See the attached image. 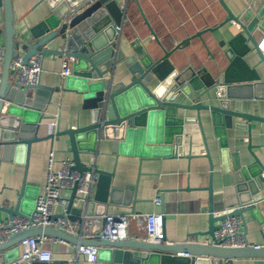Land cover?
Returning <instances> with one entry per match:
<instances>
[{
	"label": "water",
	"instance_id": "95a60500",
	"mask_svg": "<svg viewBox=\"0 0 264 264\" xmlns=\"http://www.w3.org/2000/svg\"><path fill=\"white\" fill-rule=\"evenodd\" d=\"M137 1V0H135ZM13 0H0V35L4 36L6 54L1 64L0 84V158L4 159L17 149H26V170L32 145L38 142L67 136L73 152L75 169L79 172L93 171L98 176L95 200L103 206L113 203L111 195L117 190L112 187L114 173H106L83 164L80 154L83 151L92 153L97 140L103 139L113 143L115 155L136 154L142 158H160L177 154V147L183 140L184 125L195 121L202 129L201 112H211V118L217 127V137L223 149V158L227 159L228 144L226 127L231 128L230 119L244 117L257 119L252 115L240 113L238 108L230 109L231 100L240 105L242 99L250 96L249 89L263 83L261 74L245 60L247 54L256 51L264 64V54L255 38L257 33L264 35V0H254L245 12L236 16L219 0L227 13L221 27L234 23L241 31L230 43L225 56L229 60L228 67L214 77L205 69L196 71L188 67L179 71L171 63L170 57L175 51H181L193 38H201L203 32L197 33L168 52L164 48L163 57L155 59L145 49L141 40L130 44L128 55L119 50V31L123 26V8L119 0H45L51 9V15L33 27L29 34L19 35L13 12ZM144 17V15H143ZM145 22L146 19L144 18ZM150 33L158 40L153 30ZM208 29L209 32L217 31ZM238 51L237 48L241 47ZM72 58L73 73L65 78L62 87L42 85H20L14 81L11 64L22 56L25 63L36 55ZM123 64L127 69L129 82H114L115 70ZM213 88L217 90L219 106L202 104V98ZM70 91L82 96L83 109L90 112V124L87 127L69 128L65 131H53L47 137H39V129L44 119L46 105L54 93ZM184 94L187 97L196 94L197 102L192 105L177 103V98ZM189 109L198 112L196 119L178 118L177 110ZM225 119L223 124L220 120ZM223 121V120H222ZM206 146V157L211 160L204 129L202 130ZM259 171L253 168H237V189L245 196L241 198L237 209L223 216H216L212 207L209 215V229L201 237H214L220 228L219 222L229 218H244V213L254 212L257 216L256 204L263 200L260 189L263 187L260 176L264 167L255 157ZM256 167V165L254 166ZM26 179L19 193L17 205L8 209L0 205V223L3 214L11 219L16 216H29L32 210L23 209L26 202ZM211 190V189H210ZM37 197H35L36 199ZM75 191L69 199L67 213L73 222H82L86 231L85 237H77L62 231L47 228H33L14 234L7 242L0 243V252L14 250L19 253L18 245L30 237L46 236L74 246H95L100 248L96 264H213L212 260H228L233 264L237 259L264 260V246L255 248H222L204 243H168L165 233V217L163 221L164 240L161 244L149 243L145 240L112 241L102 239L100 233L104 226L103 214L95 217L83 212L87 218L83 221V213L74 217L78 210L75 206ZM34 207V208H33ZM85 209V204H84ZM92 230V231H90ZM246 231L244 233L246 237ZM197 236V240H198ZM179 253L188 254L183 262H177ZM2 264V263H1ZM26 264V263H24ZM35 264V263H33ZM42 264V263H40Z\"/></svg>",
	"mask_w": 264,
	"mask_h": 264
},
{
	"label": "crops",
	"instance_id": "0c3cea01",
	"mask_svg": "<svg viewBox=\"0 0 264 264\" xmlns=\"http://www.w3.org/2000/svg\"><path fill=\"white\" fill-rule=\"evenodd\" d=\"M13 12L19 35L29 34L31 29L51 15V9L45 0H13ZM123 8L124 23L119 35V50L126 54L131 53L130 44L136 39L141 40L145 49L155 59H161L166 51H174L180 42L203 32L201 38H193L183 50L175 51L170 61L179 71L192 67L196 71L206 70L214 77L229 65L225 52L230 42L239 33V27L228 23L221 27L227 18V13L219 0H119ZM254 0H224L228 8L236 15H242ZM144 15V17H143ZM150 28L157 37L154 40ZM217 31L209 32L208 29ZM260 49L264 54V35H255ZM5 45L4 36L0 35V46ZM245 60L261 74L263 83L254 89H249L250 96L242 99L241 104L231 100L230 109L238 108L240 113L252 115L257 119L233 117L230 119L231 128L226 127V140L228 144L227 159L223 158V149L217 137V127L214 125L211 112L202 111L201 120L211 160L206 157V146L202 127L198 122L191 121L184 125L183 140L178 146L177 154L158 158H142L136 154L115 155L111 141L97 140L94 151H83L80 159L83 164L97 168L106 173H114L112 187L117 189L113 195V203L103 206L95 200L97 185L90 192L87 205L75 199V206L80 216L87 209L90 217L97 213L105 215L132 214L146 215L152 213L163 214L165 233L168 243H204L207 237L201 234L209 229L210 208L216 216H223L237 209L241 196L237 189V168H253L258 172L259 167L255 157L264 167V64L261 63L253 46ZM242 48H237L240 51ZM64 58L46 56L43 61V72L40 83L48 87H62L64 79L61 76ZM127 69L123 64L115 70L114 82H129ZM177 103L192 105L197 102L196 94L187 97L181 94ZM217 90L213 88L203 96L202 104L219 106ZM178 118L196 119L198 112L189 109L177 110ZM47 119L41 123L38 136L47 137L53 131L62 132L69 128L87 127L90 124V112L83 109L82 96L70 92L60 91L54 93L44 112ZM223 120V121H222ZM220 120L223 127L226 120ZM69 138L62 136L51 140L38 142L32 145L26 170V149H17L0 158V205L14 208L19 201V193L23 189L26 179L28 186L25 191L26 202L24 211L32 210L35 197L43 193L48 171V159L51 151L55 152L54 169L59 171L64 159H73L74 155ZM256 165V167H254ZM261 168V167H260ZM263 187L260 194L263 200L257 203L258 216L248 211L244 213V233L249 244L264 246V173L260 176ZM211 189V190H210ZM66 198L72 197V192L63 194ZM160 199V203L156 202ZM34 208V207H33ZM30 210V211H31ZM64 208L58 206L55 213L63 214ZM7 214H3V222L9 221ZM72 221V220H71ZM223 222H219L221 225ZM82 236L85 237V230ZM92 231V230H90ZM197 236L198 240H197ZM144 221L134 219L129 226L131 240H145ZM53 253L51 263L42 264H93L79 257L76 263H70L72 254L77 246L63 241L47 245ZM14 250L0 252V263L11 264L18 259ZM185 254L179 253L177 262L185 260ZM40 264V262H35ZM214 264V263H213ZM233 264H264L260 259H237Z\"/></svg>",
	"mask_w": 264,
	"mask_h": 264
},
{
	"label": "built area",
	"instance_id": "2783aa9c",
	"mask_svg": "<svg viewBox=\"0 0 264 264\" xmlns=\"http://www.w3.org/2000/svg\"><path fill=\"white\" fill-rule=\"evenodd\" d=\"M5 54V45L0 46V84L2 81L1 64ZM44 59V55H36L28 63H25L22 56L16 57L11 64V70L14 71V81L23 86L40 84ZM74 63L72 58L65 57L63 60L61 76L64 80L74 74ZM54 157L55 152L51 151L48 159L45 188L43 193L35 199L33 213L29 216H16L7 222L0 223V243L7 242L16 233L33 228L52 227V229L82 237L81 234L84 232L83 223L73 222L69 219L66 209L69 204V198H66L63 194L67 191H75L76 198L87 205L90 192L98 183V176L93 171L79 172L75 169V163L71 158L64 159L61 162L60 170L56 171L54 169ZM156 202L160 203V199H156ZM58 206L64 208L63 214L55 213V209ZM86 218L87 215L83 212L82 220L84 221ZM103 219L104 226L100 233L102 239L112 241L127 240L131 221L139 219L144 221L145 241L156 244L163 243V214L152 213L141 216L114 214L105 215ZM243 226L244 220L242 218H229L220 225L213 238L207 237L205 239L204 244L216 245L222 248L248 247L251 244L244 236ZM56 241V239L46 236L30 237L22 240L20 243L21 253L18 259L11 264L51 263L53 261V253L48 249L47 245ZM254 247L259 248V246ZM100 250V248L95 246L79 245L75 253L72 254L70 263H76L79 257H83L86 262L96 264ZM184 257L189 258V255L185 254ZM212 262L214 264H232L228 260L222 259H214Z\"/></svg>",
	"mask_w": 264,
	"mask_h": 264
}]
</instances>
